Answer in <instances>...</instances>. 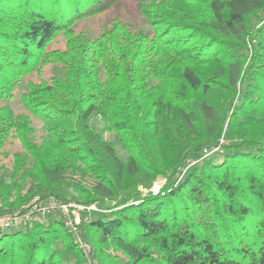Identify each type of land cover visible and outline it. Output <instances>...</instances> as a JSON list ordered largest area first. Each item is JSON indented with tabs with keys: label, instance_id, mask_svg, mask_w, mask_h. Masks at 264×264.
<instances>
[{
	"label": "trees",
	"instance_id": "obj_1",
	"mask_svg": "<svg viewBox=\"0 0 264 264\" xmlns=\"http://www.w3.org/2000/svg\"><path fill=\"white\" fill-rule=\"evenodd\" d=\"M119 1L0 0V102L25 83L42 123L37 137L30 115L0 107V159L11 139L21 147L3 211L35 197L104 211L79 227L88 255L48 218L1 232L0 264H264V0H134L152 36L120 19L95 37L74 29Z\"/></svg>",
	"mask_w": 264,
	"mask_h": 264
},
{
	"label": "rangeland",
	"instance_id": "obj_2",
	"mask_svg": "<svg viewBox=\"0 0 264 264\" xmlns=\"http://www.w3.org/2000/svg\"><path fill=\"white\" fill-rule=\"evenodd\" d=\"M114 19H120L124 22H126L129 26H131L132 28H134L137 31H142L144 33H147L148 35L152 36L153 35V30L152 27L149 25L148 21L139 13V5L134 1V0H121L119 1L117 4H115L112 8H110L109 10L105 11L104 13L99 14L98 16H94V17H89L86 18L84 20L78 21L76 23V25L74 26V29L77 32H82L85 34H87L88 36L91 37H95L98 35V33L101 31V29L104 26L109 25ZM65 44V40L63 38L62 35H59L58 38L52 43L51 45V49H63ZM51 74V71H48V75L46 74V76H49ZM36 79V78H34ZM24 86L25 83L20 87V92L18 97L10 102H0V107H3L5 105H8L12 111L14 112L15 115H19V114H27L30 115L28 113V111H26V109L24 108V106L22 105V102L20 100V94L22 93V91L24 90ZM30 117H32V120L34 122V126H35V130H36V136L40 137L42 135V123L35 119L33 116L30 115ZM93 126L95 127V129L100 132L102 134V136H104L107 140L111 141L112 143L115 144L116 148L118 149L120 156L123 159H126V157L128 155H126V153L122 150L121 144L119 141V138L116 134H110V133H106L103 128H104V124L99 120V119H95L93 122ZM19 142L16 139H11L6 151L8 154H10L8 156V158H1L0 159V178L3 177L5 179L9 178L10 172H11V166H12V153L15 151H19L21 149V147L19 146ZM215 161L217 163L221 162L222 160V155H217L214 157ZM171 173H169V175L167 177H159L153 184H158L159 187H162L166 185V183H168V179L170 177ZM177 179V180H176ZM175 181H179V172L177 171L175 173V178L171 179V182H175ZM152 184V186H153ZM160 189V191H161ZM139 190L141 191V193H148L149 187H146L144 185H140L139 186ZM151 190V189H150ZM101 210V209H100ZM104 211L101 210V212H90V213H85V215L83 214V216L85 217L82 218L79 227L85 223V221L87 219H89L90 217H98L99 215L103 214ZM78 227V228H79ZM80 230V228H79ZM83 240L80 238L79 236V246L85 250L82 247V243L87 244L85 242H82ZM88 245V244H87ZM90 247V246H89ZM85 252V251H84ZM87 255L89 253L85 252ZM63 258L65 259V261L67 262H71L74 263L75 262V258L73 256H68L63 252ZM86 264H91L90 260H89V256L86 257Z\"/></svg>",
	"mask_w": 264,
	"mask_h": 264
},
{
	"label": "built area",
	"instance_id": "obj_3",
	"mask_svg": "<svg viewBox=\"0 0 264 264\" xmlns=\"http://www.w3.org/2000/svg\"><path fill=\"white\" fill-rule=\"evenodd\" d=\"M226 137H222L215 146L205 148L200 158L189 161L185 167L179 171V180L187 173L188 169L198 165L201 161L211 157L222 151L223 146L227 144ZM161 187L158 184H153L151 192L158 194ZM92 212H101L96 205H82L75 201H64L58 198H46L41 199L35 197L31 202L22 206L19 209L6 212L3 211V205L0 202V233L21 230L25 226L29 225L34 221H42L48 218H58L62 220L66 227L77 237V243H79V224L82 218L85 219L83 214ZM88 219L85 221L87 222ZM84 251L89 253L90 247L87 244L82 243Z\"/></svg>",
	"mask_w": 264,
	"mask_h": 264
}]
</instances>
